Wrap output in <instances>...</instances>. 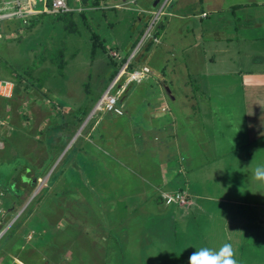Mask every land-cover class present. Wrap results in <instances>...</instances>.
<instances>
[{
    "label": "rangeland",
    "instance_id": "374dc122",
    "mask_svg": "<svg viewBox=\"0 0 264 264\" xmlns=\"http://www.w3.org/2000/svg\"><path fill=\"white\" fill-rule=\"evenodd\" d=\"M33 1L37 8L42 6L41 0ZM154 1L80 0L81 5L76 3L74 7L83 11L73 14L75 29L70 32L56 19L58 15L51 13L37 12L25 26L0 21L3 78L8 77L6 72L10 74L9 67L20 70L39 60L27 77V89L16 87L14 95H0L1 249L10 246L13 234L20 235L19 229L39 223L52 234L51 246L47 247L52 252L47 257L38 255V264H118L112 238L116 233L123 234V264H188V257L195 251L192 245L217 250L224 243L233 246L239 264H264V179L254 174L258 166H264V124L245 113L246 100L238 77L227 70L218 71L231 66L214 65L213 58L207 57L206 64L197 67L204 69L205 75L201 73L200 77L205 81L183 85L186 96L180 94L179 83H173L177 97L167 100L168 109L174 111L176 128L180 124L189 136L188 123L183 125L189 119H180L182 109L186 106L192 113H185L190 114L188 118L197 117L195 105L205 98L196 100L191 90L197 87L194 84L207 89V103L202 105L211 112L213 144L206 146L200 137L196 145H191L188 137L186 145L169 144L170 151L186 149L188 173H179L175 183L165 188L173 191L187 187L189 182H201L194 189V197H202L199 203L188 196L185 209L154 203V210L143 203L145 189L160 178L154 175L149 181L132 168L114 167L127 162L124 159H130L135 148L131 142L127 145L128 120L121 114L119 101L132 90V94L137 93L131 104L139 100L138 104L155 106L152 99L143 96L144 91L156 89V99L163 87L164 81H155L153 75L150 80V73L143 75L142 71L143 66L158 67L149 57L156 38L154 30L163 20L158 14L162 1L156 9ZM115 3H121L122 8ZM141 7L147 9L145 13ZM152 9L155 14L150 16L148 11ZM260 31L253 46L264 56V28ZM61 46L66 61L59 75L49 56ZM238 59L234 69L245 63L240 64ZM259 67L264 69V64ZM213 73L218 75L210 77ZM110 87L120 112L102 105L97 108ZM60 101L73 108L60 105ZM62 121L69 122L64 132L70 130V136L65 146L53 148L48 134L50 138V128ZM108 134L121 136L115 139ZM95 142L105 149L112 142L114 159L93 146ZM154 151L153 163L160 168L164 161L156 155L158 148ZM88 157L95 161L96 170L93 163H86ZM23 167L29 170L25 172ZM169 171H162L159 183L169 182ZM22 173L26 180L21 178ZM125 173L128 176L122 175ZM140 204L141 219H135L131 214Z\"/></svg>",
    "mask_w": 264,
    "mask_h": 264
},
{
    "label": "crops",
    "instance_id": "0c3cea01",
    "mask_svg": "<svg viewBox=\"0 0 264 264\" xmlns=\"http://www.w3.org/2000/svg\"><path fill=\"white\" fill-rule=\"evenodd\" d=\"M22 1L21 11L23 15L19 18H14L20 19L22 24H26L28 20L30 21L31 19L29 18H32L37 12L51 13L48 11V8L52 0L51 2H49V0H41L42 6L40 8L36 7V3L33 0ZM65 1L71 6L72 9L70 11H73L74 14H81L83 8L74 7L76 3L81 5V3H79L80 0ZM161 1L158 14L163 20L157 24L154 30L156 32V38L149 51V57L154 58L157 64L156 66L158 67L155 68L150 65L149 78L151 80V75H153V79L156 78L155 81L157 79L164 81L163 87L158 91L159 94L156 99H154L156 97V94H154V92L157 91L156 89L152 88L154 92L148 90L144 91L143 96L148 97V100L152 99L153 102H155V106L153 103L152 106L138 104L139 100L136 104H131L135 103L133 101L137 93L134 91L132 94V90L126 95L124 101H119L123 110L121 114L123 112V115L125 114L128 120V125L126 126L127 133L125 132L126 137L129 139L127 145L131 142L135 148L133 150L134 154L130 156V159H124L128 163L123 162L124 164L120 163L115 164L117 166H113L116 167V169L122 168V170L132 168V170L136 172V175H139V172H141L149 181H151L154 175L160 178L156 184L149 182L153 188L147 187L145 189L147 194L145 196V202L143 203H147L146 205L149 206L151 205V208H154V210L156 209V207L153 206L154 203H161L166 207L169 205H177L178 208L185 209L184 207L186 206L183 205L187 203L188 196L194 197L196 185L201 186L202 183L193 181L189 182L190 184L185 188L179 187L173 189V191L165 189L175 183L174 181L177 175H181L179 173L187 175L188 166L186 161L189 159L187 151L183 147L182 149L180 147L175 149V151H170L168 146L172 142L176 144L175 147H179V145L183 144L186 145L187 137L191 145H196L200 137V139H203L202 141L206 143V146H208L210 142L213 144L212 142L213 139H215V134H212V127H209V121H212L210 116L211 112L207 110L208 107L206 105H202L207 103V89L199 87L197 84H194L197 87L194 86L195 88L191 90L190 95L195 97L196 100L200 97L205 98L200 104L195 105L194 111L196 114L198 112V118H192L193 116L188 118L192 113L187 110L186 106L185 109H182L181 113H183V115L180 116L181 121L185 120V116L186 120H190L183 123V125L188 123L190 135H187L186 129H181L180 124H177L179 128H176V124L173 122L174 111H172V109L169 110L167 106V100H171V98L174 99L176 96L174 90L176 86H174L173 83H179L180 94L186 96L183 91L184 86H187L191 81L197 82L198 80H204L200 77L201 73L205 75L203 73L204 69L201 70L197 67L205 65L207 57H210V60L213 58L211 63L214 65L222 64L231 66L229 69L220 68L218 71L227 70L233 73L234 77H238L242 96L246 100L245 113L248 115L252 114L254 119L264 124V69L259 67L264 64V56L257 53L253 46L254 41L258 40L262 34L260 30L264 28V0ZM158 2L155 6H157ZM114 6H117L119 9L122 8L121 3H115ZM155 9L148 11V15L151 16L155 14ZM146 10L145 7H141L140 9L142 13H145ZM116 45L119 46L118 44ZM148 49H150V45L147 51ZM208 51H210V53L207 54ZM237 59L240 64L242 62L245 63L242 64L241 67L234 69L233 65L236 63ZM250 65H252V67H250ZM143 75L147 74L145 73ZM216 75L218 74L213 73L210 77ZM0 78L13 82L9 78ZM13 86L12 94L14 95V82ZM198 91L199 93L196 94ZM152 114H154V116ZM121 131L122 130H120L119 133ZM108 135L115 139L121 136V134H117V136ZM96 143L97 142L91 144L97 148H101V151L109 154V156L114 159V157L111 156L114 154L110 146L112 142L106 149L98 146ZM156 148L159 150L156 155L161 159L160 161H164V165L160 168L162 171L170 169L168 173L171 172L170 175H168L169 182L165 185L161 184V169L153 163L155 156L152 154L155 152L154 150H156ZM209 149L212 151V147ZM115 158L116 162L119 163L120 157L117 158L116 156ZM144 159H146V163ZM86 163H93V170L97 169L95 161H92L89 157ZM83 170L87 174L89 173L85 168H83ZM122 175L128 176L127 173ZM163 181L164 183L166 182V180ZM182 181L185 183V178H183ZM180 191L185 192L184 201L166 202L164 194H172ZM156 195H159L161 199H157ZM195 196L199 195L195 194ZM194 198L198 203L202 199V197L199 199L196 197ZM156 200L158 202H156ZM141 209L140 204L134 208V212H132L131 216L135 219H141ZM37 224L38 225L29 224L26 228L27 230L19 229L20 235L19 233L16 235L13 234V238L10 241L11 247H5L4 249L0 247V264H38V259L36 260L38 255L43 253L47 257V255L52 252L47 248L51 246L52 234L46 228L44 229L41 224ZM63 240L64 237H62V241Z\"/></svg>",
    "mask_w": 264,
    "mask_h": 264
},
{
    "label": "trees",
    "instance_id": "16d2710c",
    "mask_svg": "<svg viewBox=\"0 0 264 264\" xmlns=\"http://www.w3.org/2000/svg\"><path fill=\"white\" fill-rule=\"evenodd\" d=\"M49 2H51V0H49ZM51 14L58 15L57 16L58 18H56V19H58L63 24V28H65L68 32L73 31L75 29L73 18H72L73 14H74L73 11H68V12H64V13H56V14L51 13ZM29 19H31V20L30 21L28 20L26 22V24L24 23L23 24L24 26L29 24V22L31 23V21L34 20L33 17L29 18ZM12 21L15 23L14 27H16L18 25L20 26V24H22L20 19L3 20L2 22L6 23V22H12ZM63 47L64 46H61V48L54 50L49 56L50 60L57 66V69L59 71V75L62 74L61 71H62V68L65 66V61H66L64 59V57L62 56ZM42 56L43 55L41 54L40 58ZM38 62H39V60H34L33 62H31L30 65H28L26 67L24 66L20 70L9 67L7 70L9 71L10 74L8 75V73L6 72V75L8 77H5V78L11 79L15 83V88L17 87L18 89H27L28 88L27 80L29 79L27 77L29 75H31L32 70L34 69L35 65H37ZM0 73H3V71ZM115 74H116V72H115ZM0 77H4V75L0 74ZM128 87L129 86H127V88ZM127 88L123 94L126 93ZM123 94L121 95V99L123 98ZM59 104L62 106H67V107L73 108V106L70 105L69 103H65V102L60 101ZM64 125L70 126L69 122L66 123V122L62 121V122H59L58 125L52 126L50 128L52 135L49 138L50 135L48 134V140L50 142L49 145L51 147L61 148V147L65 146V144L67 143V140L69 139V136H70V130L68 128L69 131L65 133L64 132L65 131ZM55 137L57 139H55ZM22 163H24V162H22ZM22 169H24V171L27 172L29 170V167H23ZM36 171H38V169ZM38 174H39L38 172L35 173V176H34L35 179L38 176ZM21 176H22L21 178L23 180H26L25 174L22 173ZM122 235L123 234L118 235V233H116L114 236L112 235V238H114V244H115V247L117 248V252H118V256H119L118 264H123L122 260L124 259V254H123L124 252L122 249L123 244L121 243V239H123V238H121Z\"/></svg>",
    "mask_w": 264,
    "mask_h": 264
},
{
    "label": "built area",
    "instance_id": "2783aa9c",
    "mask_svg": "<svg viewBox=\"0 0 264 264\" xmlns=\"http://www.w3.org/2000/svg\"><path fill=\"white\" fill-rule=\"evenodd\" d=\"M22 2H23L22 0H0V21L11 20V19L19 18L20 16H22L23 15L21 11ZM71 9H72L71 6L65 0H52L48 8V11L56 14V13L68 12ZM126 63L127 62L123 64L119 72L120 71L121 73L123 72V69L126 66ZM142 71L143 73L145 72L147 73L149 72V68L147 66H143ZM13 87H14L13 82L0 78V95L1 96H11L13 92ZM111 87L108 88L104 92L103 97L101 99L102 101L99 102V104L97 105V108H99V106L102 105L106 109L115 110L118 112L119 110L116 108L115 97L110 92ZM39 181H41V179H39ZM184 196H185V192H182V191L174 192L172 194H164V197L167 203L182 202L184 201Z\"/></svg>",
    "mask_w": 264,
    "mask_h": 264
},
{
    "label": "clouds",
    "instance_id": "9594fccd",
    "mask_svg": "<svg viewBox=\"0 0 264 264\" xmlns=\"http://www.w3.org/2000/svg\"><path fill=\"white\" fill-rule=\"evenodd\" d=\"M254 174L257 178L264 179V166H258ZM192 246L195 251L188 257V264H239L230 243H224L217 250L207 246Z\"/></svg>",
    "mask_w": 264,
    "mask_h": 264
},
{
    "label": "water",
    "instance_id": "95a60500",
    "mask_svg": "<svg viewBox=\"0 0 264 264\" xmlns=\"http://www.w3.org/2000/svg\"><path fill=\"white\" fill-rule=\"evenodd\" d=\"M159 0H155V2L153 3V5L155 6L156 5V3L158 2Z\"/></svg>",
    "mask_w": 264,
    "mask_h": 264
},
{
    "label": "bare ground",
    "instance_id": "6f19581e",
    "mask_svg": "<svg viewBox=\"0 0 264 264\" xmlns=\"http://www.w3.org/2000/svg\"><path fill=\"white\" fill-rule=\"evenodd\" d=\"M76 137H77V136H76ZM76 137H74V139H75ZM74 139H73V140H74ZM73 140H72V141H73Z\"/></svg>",
    "mask_w": 264,
    "mask_h": 264
}]
</instances>
